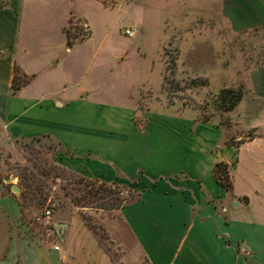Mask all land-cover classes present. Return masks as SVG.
<instances>
[{
  "label": "crops",
  "instance_id": "crops-1",
  "mask_svg": "<svg viewBox=\"0 0 264 264\" xmlns=\"http://www.w3.org/2000/svg\"><path fill=\"white\" fill-rule=\"evenodd\" d=\"M72 1L0 0V158L5 143L44 138L60 147L67 170L134 184L137 196L118 213L149 264H264V68L251 73L252 86L225 114L228 127L189 109L168 114L151 100L140 108L143 81L125 101H107L79 65V45L92 30ZM231 2L193 0V7L206 20H224L232 34L264 25V0ZM219 26H194L193 39H213ZM17 72L29 79L13 94ZM219 162L228 164L232 192L214 179ZM7 213L0 200V264H69L62 246L73 239L68 221L55 250L19 239ZM98 256L105 264V253Z\"/></svg>",
  "mask_w": 264,
  "mask_h": 264
},
{
  "label": "rangeland",
  "instance_id": "rangeland-1",
  "mask_svg": "<svg viewBox=\"0 0 264 264\" xmlns=\"http://www.w3.org/2000/svg\"><path fill=\"white\" fill-rule=\"evenodd\" d=\"M55 1L40 0L45 6ZM114 1L112 6L110 0L72 1L74 9L87 17L92 30V38L79 45V65L83 73H88L89 80L99 83L100 96L110 102L125 101L126 91L134 90L132 86L143 81L140 108L151 100L168 114L189 109L200 120L217 117L222 125L230 126L232 122L225 114L231 110L222 112L223 90L241 92L243 96L252 86L251 73L258 67L264 68V25L232 34L221 18L209 21L194 11L193 0ZM232 2L236 4L237 0ZM70 22L75 23L81 34L88 33L83 21ZM212 23L220 25L216 37L193 39L192 35L197 34L194 26ZM127 28L134 29L135 34L125 35ZM99 44H104L100 57L95 55ZM138 47L146 58L138 55ZM73 67L76 72L75 58ZM253 135L249 132L244 138ZM232 139L228 142H233ZM1 151L0 200L8 210L9 226L19 239L30 246L61 248L54 228L45 229L33 219L48 208L53 222L68 221L71 226L68 238L72 235L73 239L62 245L68 256L65 262L100 264V251L105 253V264H149L118 208H101L106 200L135 198L138 191L134 184L116 188L67 170L58 163L60 147L49 139L10 141ZM23 174L44 184L42 203L27 204L23 200L20 181ZM6 178L11 179L6 182ZM13 186L18 190L12 191ZM90 192L104 198H91ZM81 224L91 235L86 234Z\"/></svg>",
  "mask_w": 264,
  "mask_h": 264
},
{
  "label": "trees",
  "instance_id": "trees-1",
  "mask_svg": "<svg viewBox=\"0 0 264 264\" xmlns=\"http://www.w3.org/2000/svg\"><path fill=\"white\" fill-rule=\"evenodd\" d=\"M102 2H105V0H101ZM112 6L114 4V0H110ZM2 6V4H0ZM28 77H24L23 75L19 74L18 72L15 73V76L13 78L12 83V92L15 94L17 90L20 88L21 84L28 81ZM223 93H225V96L222 98V112L230 111L232 110L241 100L242 93L237 92L234 90H223ZM253 136H249L251 138ZM213 176L214 179L227 191L232 192L233 185L230 178L229 170H228V164L224 162H219L214 165L213 168ZM21 185L23 187V197L24 201L27 202V204H40L44 201V195L43 188L44 184L38 181L35 177H29L26 174L21 175ZM102 185H107L106 182H101ZM110 186L118 188V184L111 183ZM91 194V198H95L96 200H102L104 196L96 197V192L88 193ZM85 198V197H83ZM134 198H132L129 201L120 200V199H112V201L106 200L101 203V208L110 210L115 208H120L123 206H126L130 201H132Z\"/></svg>",
  "mask_w": 264,
  "mask_h": 264
},
{
  "label": "built area",
  "instance_id": "built-area-1",
  "mask_svg": "<svg viewBox=\"0 0 264 264\" xmlns=\"http://www.w3.org/2000/svg\"><path fill=\"white\" fill-rule=\"evenodd\" d=\"M124 33L127 36H133L134 30L126 29ZM33 219L35 223L41 225L45 229H51V226L53 227L52 212L48 208L42 210L38 214H35Z\"/></svg>",
  "mask_w": 264,
  "mask_h": 264
},
{
  "label": "water",
  "instance_id": "water-1",
  "mask_svg": "<svg viewBox=\"0 0 264 264\" xmlns=\"http://www.w3.org/2000/svg\"><path fill=\"white\" fill-rule=\"evenodd\" d=\"M11 178H6L5 181L9 182ZM13 179V178H12ZM18 188L16 186L12 187V191H17ZM66 224L65 223H61V222H54L53 223V228L55 230V232L57 233L58 237L61 238L63 235V231L66 228Z\"/></svg>",
  "mask_w": 264,
  "mask_h": 264
}]
</instances>
